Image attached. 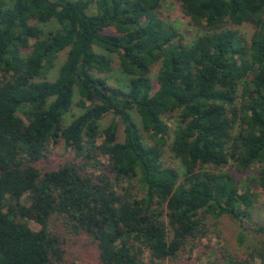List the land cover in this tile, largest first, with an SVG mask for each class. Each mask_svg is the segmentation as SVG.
I'll return each instance as SVG.
<instances>
[{"label":"trees","instance_id":"obj_1","mask_svg":"<svg viewBox=\"0 0 264 264\" xmlns=\"http://www.w3.org/2000/svg\"><path fill=\"white\" fill-rule=\"evenodd\" d=\"M166 1L0 0V264H70L57 224L97 264H202L203 240L205 264H264L222 227L264 193V0H172L190 45Z\"/></svg>","mask_w":264,"mask_h":264},{"label":"rangeland","instance_id":"obj_2","mask_svg":"<svg viewBox=\"0 0 264 264\" xmlns=\"http://www.w3.org/2000/svg\"><path fill=\"white\" fill-rule=\"evenodd\" d=\"M161 12L164 15V21L172 25L174 28L178 30L182 37V41L186 45H190L195 37L196 32L191 28L188 24V20L182 17L179 8L176 3L172 0H167L164 6L162 7ZM49 27V26H48ZM46 26V29H49ZM53 28V27H52ZM50 28V29H52ZM55 28V27H54ZM241 32H243L247 37H251L253 31H251L247 27L241 28ZM65 58V52L60 54L57 67L62 63ZM56 71V69H55ZM56 73L53 72L49 76V80L55 78ZM107 77L108 82L113 84L114 86H119L122 82H119L118 78L120 74L118 71L114 70L109 74L103 75ZM77 97H75V102L77 101ZM81 113V110L74 107L71 112L66 114L63 118L64 124H68L74 117L78 116ZM135 120L137 119L135 115H133ZM112 121V116H106L102 123V127H106ZM138 121V119H137ZM168 125L170 128L175 127L174 120L168 121ZM118 134L120 139H122V127L120 126L118 129ZM72 152L66 149L63 144H58L56 146H51L49 148V154L47 155V160L40 165L41 168H45V170L55 169L57 166L62 164L67 158L70 156ZM104 160V159H102ZM235 176L238 180L247 179V176H252V172H248L246 174L235 173ZM252 178V177H251ZM240 186V185H239ZM25 198L22 199L24 202ZM246 227H240L237 223L233 222L228 217L222 218V227L225 233V237L227 239L228 244L235 248L239 254H244L248 251L249 248L259 246V243L264 248V234L257 233L256 229L264 226V193L260 190H257V195L254 203V211L252 218L250 220H245ZM29 227L32 230H38L39 226L35 224L33 221H29ZM57 228V234H59L62 238L63 247L65 249V256L70 264H97L96 261V249L92 244L89 237L80 235H72L67 232L61 224H57L55 226ZM244 232V235L241 236V233ZM209 243L206 240H203L200 247L197 250H194L191 258L197 255V251H200L198 254H201V257L204 258L203 263L205 264L207 260L213 259V255L210 254V249H207ZM256 264H259L256 261Z\"/></svg>","mask_w":264,"mask_h":264}]
</instances>
